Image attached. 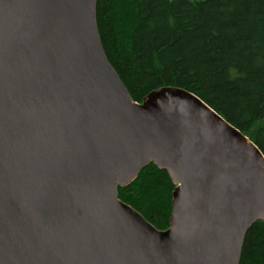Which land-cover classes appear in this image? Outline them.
I'll use <instances>...</instances> for the list:
<instances>
[{"label":"water","instance_id":"95a60500","mask_svg":"<svg viewBox=\"0 0 264 264\" xmlns=\"http://www.w3.org/2000/svg\"><path fill=\"white\" fill-rule=\"evenodd\" d=\"M96 0H0V264H239L264 220V156L193 93L133 101ZM169 227L118 198L148 164Z\"/></svg>","mask_w":264,"mask_h":264},{"label":"trees","instance_id":"16d2710c","mask_svg":"<svg viewBox=\"0 0 264 264\" xmlns=\"http://www.w3.org/2000/svg\"><path fill=\"white\" fill-rule=\"evenodd\" d=\"M105 56L133 101L172 86L205 102L264 156V0H96ZM175 185L150 163L118 198L159 230ZM239 264H264V220L246 231Z\"/></svg>","mask_w":264,"mask_h":264}]
</instances>
